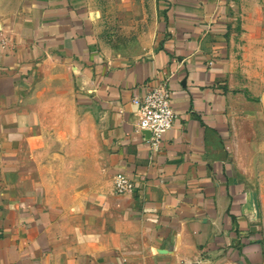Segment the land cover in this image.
Returning <instances> with one entry per match:
<instances>
[{
    "label": "crops",
    "instance_id": "obj_1",
    "mask_svg": "<svg viewBox=\"0 0 264 264\" xmlns=\"http://www.w3.org/2000/svg\"><path fill=\"white\" fill-rule=\"evenodd\" d=\"M100 18L90 0H23L0 17V264H264L237 143L264 94L237 78L230 1L157 0L134 51L107 44ZM164 81L174 119L154 149L133 98ZM51 84L101 113L104 182L55 171L67 162L44 138ZM117 173L134 189L117 193Z\"/></svg>",
    "mask_w": 264,
    "mask_h": 264
},
{
    "label": "rangeland",
    "instance_id": "obj_2",
    "mask_svg": "<svg viewBox=\"0 0 264 264\" xmlns=\"http://www.w3.org/2000/svg\"><path fill=\"white\" fill-rule=\"evenodd\" d=\"M90 1L101 14L99 34L107 44L126 51L145 48L157 0ZM229 1L232 57L237 78L254 99H259L264 94V0ZM22 2L0 0V17L15 11ZM46 91L54 102L44 120V125L51 130L44 136L45 142L58 145V158L67 162L55 171L76 185L104 182L107 170L101 113L74 105L67 87L51 84ZM59 95L61 98H55ZM237 143L240 165L251 178L250 185L257 195L264 222V118L242 127Z\"/></svg>",
    "mask_w": 264,
    "mask_h": 264
},
{
    "label": "built area",
    "instance_id": "obj_3",
    "mask_svg": "<svg viewBox=\"0 0 264 264\" xmlns=\"http://www.w3.org/2000/svg\"><path fill=\"white\" fill-rule=\"evenodd\" d=\"M133 102L137 104L140 129L150 132L151 146H159L164 132L171 126L174 111L171 104V91L167 83L160 82L151 86L142 95L135 96ZM114 189L117 193H124L134 189V183L124 173L114 175Z\"/></svg>",
    "mask_w": 264,
    "mask_h": 264
},
{
    "label": "water",
    "instance_id": "obj_4",
    "mask_svg": "<svg viewBox=\"0 0 264 264\" xmlns=\"http://www.w3.org/2000/svg\"><path fill=\"white\" fill-rule=\"evenodd\" d=\"M250 203H251V206L253 207L256 215H259L258 198H257V195L254 191L250 192Z\"/></svg>",
    "mask_w": 264,
    "mask_h": 264
}]
</instances>
